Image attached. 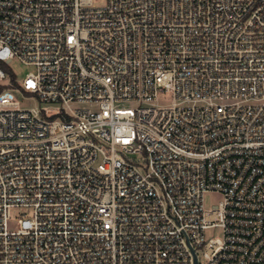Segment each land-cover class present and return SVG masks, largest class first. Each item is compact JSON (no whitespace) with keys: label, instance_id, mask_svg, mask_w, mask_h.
<instances>
[{"label":"built area","instance_id":"2783aa9c","mask_svg":"<svg viewBox=\"0 0 264 264\" xmlns=\"http://www.w3.org/2000/svg\"><path fill=\"white\" fill-rule=\"evenodd\" d=\"M13 59L0 264H264V0H0Z\"/></svg>","mask_w":264,"mask_h":264},{"label":"rangeland","instance_id":"374dc122","mask_svg":"<svg viewBox=\"0 0 264 264\" xmlns=\"http://www.w3.org/2000/svg\"><path fill=\"white\" fill-rule=\"evenodd\" d=\"M107 0H92V4L95 7H103L106 5ZM3 62H0L2 64ZM5 65V72L6 78L0 80V88H11L10 84L14 79L16 82L21 83L24 78L31 72H35L36 68L33 66H27L21 63L17 59H13L9 61V63H3ZM14 84V83H13ZM16 100L20 102L21 107L23 108H30L35 107L38 105V100L36 98L27 99L24 95L20 92L14 91ZM165 103H169L171 101V95L162 96L160 98ZM223 199L220 193H209L204 196V205L206 209H212L214 206L218 205L221 200ZM25 213H32V211L28 208L18 207L13 208L11 213V220L9 223V227L11 230H16L18 227L17 219L20 218ZM219 235V231L216 230L215 232H208L207 236L213 237Z\"/></svg>","mask_w":264,"mask_h":264},{"label":"trees","instance_id":"16d2710c","mask_svg":"<svg viewBox=\"0 0 264 264\" xmlns=\"http://www.w3.org/2000/svg\"><path fill=\"white\" fill-rule=\"evenodd\" d=\"M0 67H1V69L3 70V71H5L6 69H5V65L2 63V64H0Z\"/></svg>","mask_w":264,"mask_h":264}]
</instances>
